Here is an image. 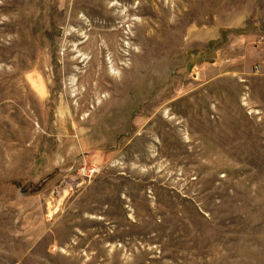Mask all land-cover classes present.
<instances>
[{
  "label": "rangeland",
  "instance_id": "1",
  "mask_svg": "<svg viewBox=\"0 0 264 264\" xmlns=\"http://www.w3.org/2000/svg\"><path fill=\"white\" fill-rule=\"evenodd\" d=\"M0 264H264V0H0Z\"/></svg>",
  "mask_w": 264,
  "mask_h": 264
}]
</instances>
